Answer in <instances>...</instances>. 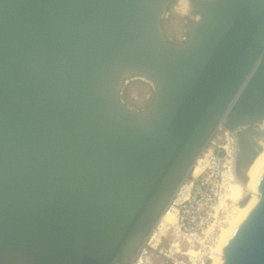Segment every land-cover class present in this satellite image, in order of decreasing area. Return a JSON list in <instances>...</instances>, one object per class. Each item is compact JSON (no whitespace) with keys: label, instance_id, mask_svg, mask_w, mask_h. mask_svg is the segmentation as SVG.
Here are the masks:
<instances>
[{"label":"water","instance_id":"water-1","mask_svg":"<svg viewBox=\"0 0 264 264\" xmlns=\"http://www.w3.org/2000/svg\"><path fill=\"white\" fill-rule=\"evenodd\" d=\"M173 1L0 0V264H131L219 123L240 170L261 151L264 0H197L167 43ZM257 193L221 264H264V172Z\"/></svg>","mask_w":264,"mask_h":264},{"label":"built area","instance_id":"built-area-1","mask_svg":"<svg viewBox=\"0 0 264 264\" xmlns=\"http://www.w3.org/2000/svg\"><path fill=\"white\" fill-rule=\"evenodd\" d=\"M255 128L264 129L259 125ZM242 130L228 128L224 122L217 125L208 146L166 208V211L176 215L175 224L162 230L159 220L138 253L142 252L148 259L155 256L171 260L173 264H208L220 226L226 225L223 212L234 204L230 197V182L233 181L231 165H235L237 177ZM196 168L199 172L194 174ZM169 233L175 238L168 248H163L161 244Z\"/></svg>","mask_w":264,"mask_h":264},{"label":"bare ground","instance_id":"bare-ground-1","mask_svg":"<svg viewBox=\"0 0 264 264\" xmlns=\"http://www.w3.org/2000/svg\"><path fill=\"white\" fill-rule=\"evenodd\" d=\"M131 77H145L150 79L148 76H145L140 73H134L130 75ZM155 85V83H153ZM264 127V124H263ZM264 139L261 141V151L255 157V159L250 164L249 168L246 170V177L247 180H241L238 176L236 177L235 174V165H231V174H232V182L230 185L231 194L230 197L232 198L233 202H237L238 199H243L245 194H249V198L244 205H240L236 203L233 207L230 208V214L228 212V207L224 210L223 213L226 215L227 223L225 226H221L219 229V235L217 237L216 245L213 247V254L210 262L208 264H221L223 260V255L221 254V250L227 240L230 238L236 227L245 217L249 208L258 200L259 194L257 193V184L259 179L264 172ZM198 168L195 169L194 174H197ZM231 176V175H230ZM229 197V199H230ZM231 200V201H232ZM176 222V215L172 214L169 211H166L159 222V228L164 230L167 225L171 226ZM166 244V243H165ZM192 252V251H191ZM146 260H148V257ZM144 261L142 258L137 262V264H141ZM171 262V261H170Z\"/></svg>","mask_w":264,"mask_h":264},{"label":"rangeland","instance_id":"rangeland-1","mask_svg":"<svg viewBox=\"0 0 264 264\" xmlns=\"http://www.w3.org/2000/svg\"><path fill=\"white\" fill-rule=\"evenodd\" d=\"M177 5H178V0H174L169 5V7L167 9L170 13L168 33L173 37V39H172L173 42H180V40H178V38L186 36V31L189 28V26L193 22L197 21L194 19V17L199 15V13L196 11L195 4H193V12L188 16H182L178 12L172 11L173 7H175ZM153 93H154V90H153L152 83L150 81H148L146 79H142V78H134V79L128 81L124 85L123 90H122V97H123L124 101L129 106L133 107L134 109H142V108L148 106L152 102ZM263 139L264 138H262L261 141H263ZM238 176L241 180H243V178L245 177V181H246L247 180L246 170L238 169ZM248 195L249 194H245V197L243 199L242 198L240 199V201L238 203L239 206L244 205L246 203V201L248 200V198L250 196V195L249 196ZM234 204L232 205V207L234 206ZM229 211H230V208L228 209V212ZM229 214H230V212H229ZM224 215L226 216L227 214L224 213ZM219 232H218V235H219ZM174 238H175V236H173L171 233H169L166 240H163V243L161 244V246L163 248H168L169 243H171ZM145 256L146 255H144L142 252L137 253L136 256H134L131 264H137V262L141 258L144 260V261H142L141 264H173V261H171V260H163L161 258L158 259L155 256L146 260Z\"/></svg>","mask_w":264,"mask_h":264},{"label":"clouds","instance_id":"clouds-1","mask_svg":"<svg viewBox=\"0 0 264 264\" xmlns=\"http://www.w3.org/2000/svg\"><path fill=\"white\" fill-rule=\"evenodd\" d=\"M171 0H169L168 3H170ZM210 3L211 0H208ZM167 3V4H168ZM167 4L165 5V10L160 15L157 26L158 31L161 35V37L167 42H171L173 37L168 33V27H169V16L170 13L167 10ZM193 4L196 5V8L198 9L197 0H178V5L173 7L172 11L178 12L182 16H188L193 12ZM201 12V11H200ZM195 20H200L201 17L199 15L194 17ZM183 37H179L178 40H183Z\"/></svg>","mask_w":264,"mask_h":264},{"label":"trees","instance_id":"trees-1","mask_svg":"<svg viewBox=\"0 0 264 264\" xmlns=\"http://www.w3.org/2000/svg\"><path fill=\"white\" fill-rule=\"evenodd\" d=\"M243 180H245V177L243 178Z\"/></svg>","mask_w":264,"mask_h":264},{"label":"flooded vegetation","instance_id":"flooded-vegetation-1","mask_svg":"<svg viewBox=\"0 0 264 264\" xmlns=\"http://www.w3.org/2000/svg\"><path fill=\"white\" fill-rule=\"evenodd\" d=\"M238 169H239V167H238Z\"/></svg>","mask_w":264,"mask_h":264}]
</instances>
